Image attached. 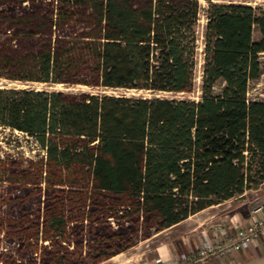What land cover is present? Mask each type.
Masks as SVG:
<instances>
[{
    "label": "trees",
    "instance_id": "obj_1",
    "mask_svg": "<svg viewBox=\"0 0 264 264\" xmlns=\"http://www.w3.org/2000/svg\"><path fill=\"white\" fill-rule=\"evenodd\" d=\"M17 1L8 80L192 86L198 0ZM205 1L196 98L0 86V126L37 150L0 156V264H92L264 180V99L245 94L264 6Z\"/></svg>",
    "mask_w": 264,
    "mask_h": 264
},
{
    "label": "crops",
    "instance_id": "obj_2",
    "mask_svg": "<svg viewBox=\"0 0 264 264\" xmlns=\"http://www.w3.org/2000/svg\"><path fill=\"white\" fill-rule=\"evenodd\" d=\"M246 191L252 193L260 191L261 195L264 191V180L254 188L244 189L241 198L246 196ZM232 198V196L226 197L205 205L92 264H139L141 258L152 256L165 259L174 252L194 248L200 237V230H204L209 236H218L217 230L213 229L214 224L224 223L227 230L231 231L229 218L237 216L244 223L247 220L250 206L243 208L238 203H233L228 208L223 209L224 206L219 205L224 201L230 203ZM221 208L222 210H219ZM113 255H116V259L113 258ZM208 264H264V233L259 234L248 244L239 246L237 250L224 251L218 256H210Z\"/></svg>",
    "mask_w": 264,
    "mask_h": 264
},
{
    "label": "rangeland",
    "instance_id": "obj_3",
    "mask_svg": "<svg viewBox=\"0 0 264 264\" xmlns=\"http://www.w3.org/2000/svg\"><path fill=\"white\" fill-rule=\"evenodd\" d=\"M215 2H246L251 5L264 6V0H212ZM200 8L198 9L197 17L194 23V31H195V55H194V68H193V78H192V86L189 90L186 91H177V92H165V91H152V90H144V89H135L130 87H97L92 85H87L79 82H75L73 84L70 83H62V82H44V81H36V80H8L3 76H0V86L4 84H17V85H28L34 87H46V88H58L63 90H100L105 92H125V93H141V94H164L170 96L177 97H193L196 98L198 96L199 91V75H200V62H201V31L202 24L204 20V12L202 7L205 5V0H198ZM42 6V5H41ZM30 4L25 1L18 2L17 0H0V42L3 39L4 33H9L14 28H25L22 24H20V20L17 18L19 15H22L25 9H29ZM43 10V7H41ZM9 24V25H8ZM252 35H256L255 28L252 30ZM9 43L11 45L16 46V40L10 39ZM259 61V73L258 75L248 80L246 86V97L247 98H259L264 99V51H260L257 55ZM219 83L217 82L214 85V89H217ZM36 149L34 143L30 139H25V135L23 133L18 132L16 130H8L7 127L0 126V156L4 154V152H9L10 154L21 153L22 155H35ZM246 191V196L242 197V194L239 196H232L233 198L230 200V203L224 201L221 206H224L223 209L228 208L233 203L243 208H249L251 205L259 199L260 191L257 193H252ZM229 202V201H228ZM226 204V205H223ZM219 210H222L219 209Z\"/></svg>",
    "mask_w": 264,
    "mask_h": 264
},
{
    "label": "built area",
    "instance_id": "obj_4",
    "mask_svg": "<svg viewBox=\"0 0 264 264\" xmlns=\"http://www.w3.org/2000/svg\"><path fill=\"white\" fill-rule=\"evenodd\" d=\"M264 191L249 208L247 220L243 223L237 216L229 218L231 231L224 223L213 225L218 236H209L200 230L197 245L189 250L174 252L165 259L158 256L141 258L139 264H208L210 256H218L224 251L237 250L264 233Z\"/></svg>",
    "mask_w": 264,
    "mask_h": 264
},
{
    "label": "bare ground",
    "instance_id": "obj_5",
    "mask_svg": "<svg viewBox=\"0 0 264 264\" xmlns=\"http://www.w3.org/2000/svg\"><path fill=\"white\" fill-rule=\"evenodd\" d=\"M115 257H116V255L113 256V258H115ZM111 259H112V258H111ZM115 259H116V258H115Z\"/></svg>",
    "mask_w": 264,
    "mask_h": 264
}]
</instances>
